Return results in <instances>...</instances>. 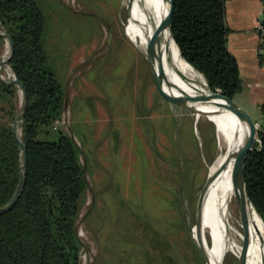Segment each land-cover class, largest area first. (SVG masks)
I'll use <instances>...</instances> for the list:
<instances>
[{
	"label": "rangeland",
	"instance_id": "374dc122",
	"mask_svg": "<svg viewBox=\"0 0 264 264\" xmlns=\"http://www.w3.org/2000/svg\"><path fill=\"white\" fill-rule=\"evenodd\" d=\"M38 1L48 19L45 47L67 93L59 124L77 142L87 167L89 188L77 222L82 264H150L145 251L160 256L165 245L180 264H199L176 227L182 209L169 199L182 191L193 239L209 198L208 185L202 194L209 167L219 151L215 121L203 115L196 121L191 105L174 104L159 93L145 54L127 35L124 0ZM1 38L0 62L9 56ZM8 66L1 67L6 80L13 78ZM21 100L20 95L18 112ZM5 106L0 98V117ZM261 111L253 117L264 125ZM238 216L242 221L239 208ZM152 227L161 244L155 245ZM208 243L211 248L214 238ZM201 254V264H207ZM222 263L247 264L231 250L223 251Z\"/></svg>",
	"mask_w": 264,
	"mask_h": 264
},
{
	"label": "trees",
	"instance_id": "16d2710c",
	"mask_svg": "<svg viewBox=\"0 0 264 264\" xmlns=\"http://www.w3.org/2000/svg\"><path fill=\"white\" fill-rule=\"evenodd\" d=\"M226 3L173 0L172 33L183 57L204 75L209 86L235 99L242 80L237 59L228 48ZM47 20L38 0H0V23L15 43L10 67L29 94L28 108L19 123L27 146V170L17 203L0 214V264H82L77 222L89 188L87 167L77 142L59 124L67 93L45 47ZM261 61L264 64L263 54ZM18 89L0 81V98L7 103L0 117V207L13 198L21 178L23 148L13 130L20 113ZM257 136L259 140L246 155L245 179L264 221V125ZM173 193L169 200L176 210L182 209L175 225L184 233L182 245L201 264L203 255L189 233L181 205L183 193ZM151 232L155 245L161 244L160 233L153 227ZM144 256L145 263L180 264L179 256L166 245L160 256L147 251ZM184 260L191 259L185 256Z\"/></svg>",
	"mask_w": 264,
	"mask_h": 264
},
{
	"label": "bare ground",
	"instance_id": "6f19581e",
	"mask_svg": "<svg viewBox=\"0 0 264 264\" xmlns=\"http://www.w3.org/2000/svg\"><path fill=\"white\" fill-rule=\"evenodd\" d=\"M123 4L128 14L125 26L127 35L137 47L148 53L152 35L161 31L159 53L168 76L191 94L208 96L204 75L180 55L170 31L165 28L169 10L166 0H124ZM7 73L9 77H13L9 66ZM195 106L198 111L197 119L203 115L215 121L219 151L209 167V198L200 223L193 228V234L209 250L210 264H223L222 253L230 250L238 251L247 264H264L263 220L257 211L251 213L247 242V232L238 219L236 149L241 144L243 135L247 134L246 127L244 131L239 130V136L235 139V130L240 123L234 114L220 104ZM230 153L232 157L229 160ZM213 238L214 243L210 248L208 242Z\"/></svg>",
	"mask_w": 264,
	"mask_h": 264
},
{
	"label": "water",
	"instance_id": "95a60500",
	"mask_svg": "<svg viewBox=\"0 0 264 264\" xmlns=\"http://www.w3.org/2000/svg\"><path fill=\"white\" fill-rule=\"evenodd\" d=\"M169 10L167 14V22L165 25V28L168 29L172 35V38L174 42L176 43V40L173 37L172 33V19H173V0H166ZM162 32H156L151 37V42L149 46L148 53H144L151 68L153 71V76L155 80V84L158 88L159 93L168 101L180 105V106H192L193 109H195V113L198 111L196 110L197 104H206V103H213V104H220L223 105L226 110L232 114H234L238 120H239V128L235 130V139L239 136V130L242 131L245 130V126L248 128V133L243 135V139L239 147L236 149V185H237V191H238V206L241 210L242 215V221L243 226L247 232V242H248V232L250 230L251 225V213L257 211L253 201L251 200V197L248 192V186L245 179V159L246 155L249 151H251L254 148V142L257 140V131H258V125L256 122H254L249 115L240 108L234 99L229 98L226 96L221 90H213L207 80V88H208V96L201 97V96H195L191 94L189 91L181 88L175 81L171 79V77L168 76L164 64L161 60L160 53H159V46H158V40L161 37ZM0 37H4L8 42L9 47V56L6 58V60L0 62V81L5 84H15L20 90L21 98H22V110L17 115V118L15 119V122L13 124V130L18 137V140L21 143V146L23 148V163L21 166V178L19 185L17 187V190L13 196V198L10 200V202L2 207H0V214L5 213L9 210H11L14 205L17 203L23 185L25 181V173L27 170V146L23 143L21 139V129L19 128V123L22 121L23 116L28 108L29 104V94L28 89L24 85V83L19 80L15 73H13V78L10 80H6L1 74V67L3 64L10 65L11 59L14 56L15 53V43L12 39V37L9 35L7 31L0 32ZM177 44V43H176ZM178 50L180 55L183 57L180 48L177 44ZM184 58V57H183ZM185 59V58H184ZM186 60V59H185ZM190 63V62H189ZM191 64V63H190ZM192 65V64H191ZM193 66V65H192ZM194 67V66H193ZM195 68V67H194ZM196 69V68H195ZM206 79V78H205ZM198 119L196 118V121ZM232 157V153L228 155V159L230 160ZM227 159V162L229 161ZM226 162V163H227ZM209 181V180H208ZM208 181L204 186V189L202 191V194H205L206 187L208 185ZM198 215L200 214L201 206H198ZM258 212V211H257ZM259 214V213H258ZM260 215V214H259ZM261 217V216H260ZM199 220L197 221L196 225L200 223L201 217L199 216ZM262 219V217H261ZM263 220V219H262ZM264 222V221H263ZM194 240L196 241L197 245H199V248L203 252L207 264L209 262V250L206 249L203 243H201L200 239H197L195 236ZM242 262V261H241Z\"/></svg>",
	"mask_w": 264,
	"mask_h": 264
},
{
	"label": "crops",
	"instance_id": "0c3cea01",
	"mask_svg": "<svg viewBox=\"0 0 264 264\" xmlns=\"http://www.w3.org/2000/svg\"><path fill=\"white\" fill-rule=\"evenodd\" d=\"M226 20L228 48L237 59L242 80V89L234 100L255 122L253 113L264 104L263 43L259 33L264 21L263 0H227Z\"/></svg>",
	"mask_w": 264,
	"mask_h": 264
},
{
	"label": "built area",
	"instance_id": "2783aa9c",
	"mask_svg": "<svg viewBox=\"0 0 264 264\" xmlns=\"http://www.w3.org/2000/svg\"><path fill=\"white\" fill-rule=\"evenodd\" d=\"M259 33L261 34L262 43H263L261 53L264 55V22L259 25ZM262 116L264 120V111L262 113ZM257 125H258V131L263 129V125H261L260 123H258ZM257 140H259L258 136H257Z\"/></svg>",
	"mask_w": 264,
	"mask_h": 264
}]
</instances>
